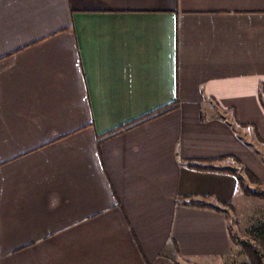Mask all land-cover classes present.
<instances>
[{
	"label": "crops",
	"instance_id": "crops-1",
	"mask_svg": "<svg viewBox=\"0 0 264 264\" xmlns=\"http://www.w3.org/2000/svg\"><path fill=\"white\" fill-rule=\"evenodd\" d=\"M258 146L264 0H0V264H213Z\"/></svg>",
	"mask_w": 264,
	"mask_h": 264
},
{
	"label": "rangeland",
	"instance_id": "rangeland-1",
	"mask_svg": "<svg viewBox=\"0 0 264 264\" xmlns=\"http://www.w3.org/2000/svg\"><path fill=\"white\" fill-rule=\"evenodd\" d=\"M257 150L264 164V146H258ZM237 175L248 189L264 194V180L261 183L252 182L243 169L238 170ZM233 205L235 206H233L234 211L225 209L229 234L235 238V241H243L252 246L261 257V263L264 264V247L255 237V234L264 228V198L246 197L238 194ZM235 241H232L230 254L213 264H249V258L244 253L241 244Z\"/></svg>",
	"mask_w": 264,
	"mask_h": 264
},
{
	"label": "trees",
	"instance_id": "trees-1",
	"mask_svg": "<svg viewBox=\"0 0 264 264\" xmlns=\"http://www.w3.org/2000/svg\"><path fill=\"white\" fill-rule=\"evenodd\" d=\"M174 107L173 106H165V107H161V108H158L156 109L155 111H153L152 113L144 116L143 118H141L140 120L134 122L133 124H131L130 126H135V125H138V124H143L147 121H149L150 119L156 117V116H160V115H163L171 110H173ZM187 166L189 168H194L196 170H202V171H212L214 170V168L212 167H209V166H200V165H197L195 163H191L190 161L187 163ZM246 173V176L249 178V180H251L252 182L254 183H261L260 181H257L252 174L248 173V172H245ZM237 183H238V188L240 190V192L246 196V197H257V198H261L263 199L264 198V194L261 193L260 191H252L250 189H248L244 183H243V180L240 179V178H237ZM184 205L186 206H191V207H198V208H205V209H211V210H214V211H217V212H223L221 209L217 208V207H214L212 205H208V204H203V203H198L196 201H194L193 199L189 198L187 200L184 201L183 203ZM221 206L223 208H227L231 211H234V208L232 205L230 204H221ZM225 212V211H224ZM255 237L258 238V242L260 243V245L262 247H264V228L259 231L257 234H255ZM230 238L231 240L235 241V238L232 237L230 235ZM236 243H240L241 244V247L244 251L245 254H247L248 258H249V264H262L261 263V257L259 256V254L255 251V249L250 246L248 243L246 242H243V241H235Z\"/></svg>",
	"mask_w": 264,
	"mask_h": 264
}]
</instances>
